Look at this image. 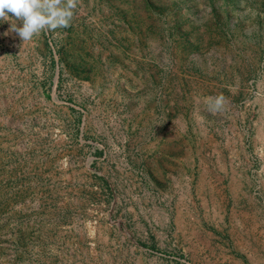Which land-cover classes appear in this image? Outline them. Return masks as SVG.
Returning <instances> with one entry per match:
<instances>
[{"label": "rangeland", "instance_id": "374dc122", "mask_svg": "<svg viewBox=\"0 0 264 264\" xmlns=\"http://www.w3.org/2000/svg\"><path fill=\"white\" fill-rule=\"evenodd\" d=\"M10 26L0 264H201L207 206L234 235L245 197L264 206V0H79L25 44Z\"/></svg>", "mask_w": 264, "mask_h": 264}, {"label": "crops", "instance_id": "0c3cea01", "mask_svg": "<svg viewBox=\"0 0 264 264\" xmlns=\"http://www.w3.org/2000/svg\"><path fill=\"white\" fill-rule=\"evenodd\" d=\"M244 202L242 215L245 218L237 220L239 235H234L231 223L219 227V221L225 219V214L216 204L203 211L199 220L200 230L195 225L191 230L193 234L188 237H194L195 242L201 244L203 253L196 258L201 264H264V206L260 204L252 208L247 197ZM246 218L253 220L251 226L246 223Z\"/></svg>", "mask_w": 264, "mask_h": 264}, {"label": "clouds", "instance_id": "9594fccd", "mask_svg": "<svg viewBox=\"0 0 264 264\" xmlns=\"http://www.w3.org/2000/svg\"><path fill=\"white\" fill-rule=\"evenodd\" d=\"M78 3L79 0H0V22H10L9 31L17 33L25 44L44 31L69 27ZM203 103L209 114L216 115L225 109L227 101L218 94L204 97Z\"/></svg>", "mask_w": 264, "mask_h": 264}]
</instances>
